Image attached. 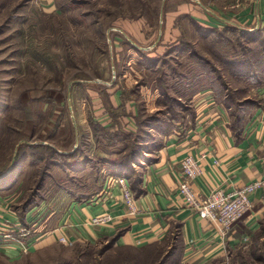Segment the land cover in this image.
<instances>
[{
  "label": "rangeland",
  "instance_id": "rangeland-1",
  "mask_svg": "<svg viewBox=\"0 0 264 264\" xmlns=\"http://www.w3.org/2000/svg\"><path fill=\"white\" fill-rule=\"evenodd\" d=\"M256 8L257 0H0V264H158L166 247L122 250L55 227L72 203L120 176L134 148L139 161L123 176L141 175L162 140L157 129L192 113L187 92L212 82L233 95L248 88L227 59L264 76V37L227 30L264 27ZM141 53L162 60L145 68ZM252 252L242 253L246 263L264 264V245Z\"/></svg>",
  "mask_w": 264,
  "mask_h": 264
},
{
  "label": "crops",
  "instance_id": "crops-1",
  "mask_svg": "<svg viewBox=\"0 0 264 264\" xmlns=\"http://www.w3.org/2000/svg\"><path fill=\"white\" fill-rule=\"evenodd\" d=\"M256 13L258 23H264V0H257ZM248 17L246 14L243 18L251 21ZM256 92L259 103L241 114L237 126L232 110L213 88L191 94L192 113L184 122L176 121V126L165 132L157 129L162 132V140L148 151L150 156L144 157L140 194L135 193L129 180L141 212L131 214L120 186L108 182V178L92 197L66 208L55 234L101 244L115 237L114 248L119 249L166 247L168 251L176 243L169 264H225L238 259L243 250L261 249L264 186L251 195L253 208L225 236L216 224L199 218L178 189L183 179L181 161L187 155L200 159L202 172L194 187L201 195L216 187L229 192L264 179V84ZM9 215L12 223L17 222L15 212ZM105 216L109 219L104 222H92Z\"/></svg>",
  "mask_w": 264,
  "mask_h": 264
},
{
  "label": "built area",
  "instance_id": "built-area-1",
  "mask_svg": "<svg viewBox=\"0 0 264 264\" xmlns=\"http://www.w3.org/2000/svg\"><path fill=\"white\" fill-rule=\"evenodd\" d=\"M181 169L183 179L178 185L180 194L186 203L196 211L199 218L216 224L224 236L228 234L235 222L242 219L253 208L251 195L264 186L263 179L250 182L229 192L216 187L211 189L207 195H201L194 187L196 178L202 172L200 159L187 155L181 161ZM108 182L117 183L120 186L124 202L129 207L131 214L141 212L136 207L135 197L126 176L111 177ZM107 219L109 216L94 218L92 222L101 223ZM62 238L66 240L65 237Z\"/></svg>",
  "mask_w": 264,
  "mask_h": 264
},
{
  "label": "trees",
  "instance_id": "trees-1",
  "mask_svg": "<svg viewBox=\"0 0 264 264\" xmlns=\"http://www.w3.org/2000/svg\"><path fill=\"white\" fill-rule=\"evenodd\" d=\"M194 22V25H197L200 29H205V31H209L210 33H217L219 29H216V28H212V27H205L203 26L200 22L196 21V20H193ZM227 30L229 31H234V32H237L239 33L240 35H242L243 38H246V37H249L251 36V40L253 42H257L256 40L257 39H260L262 40L263 37H264V27H260V29L256 32H249V31H245V30H242V29H239V28H232V27H227ZM141 56H142V59L140 58L139 62L141 63V65H143L145 68L147 66H150L151 64H154V65H157L158 63L161 62V56H157L159 58H151L150 56H148L146 53H141ZM228 61H230L229 63L232 64V66H236V79H243V78H247L248 79V88L247 86L246 87H242V88H237L236 89V92H235V95L232 94V92H229V88L228 86H222V84H220V87H221V91L218 90V83H214L212 82V85H210L209 87L213 88L214 92L216 93V95L218 96L219 99H221L224 104L227 106L228 109L232 110V115L235 119V122H234V125L236 124V126L239 124V121H240V116L241 114L247 109L249 108L250 106L252 105H255L257 103H259V97L257 98H251L250 97V94L251 92L254 90V89H257L259 88L262 84H264V76L261 77V74L259 72H257V69L258 67L253 65L252 64V67L251 65H248L246 67V62L245 61H242L240 60L239 58H235V59H227ZM235 64H238V65H235ZM245 74V75H244ZM244 75V76H242ZM261 77V78H259ZM243 81V80H242ZM221 82H222V79H221ZM244 83V81H243ZM192 85V83H189ZM200 89H204V88H200ZM200 89H197L195 91H192L190 93L187 92V95L186 96H191V94H193L194 92L200 90ZM252 90V91H251ZM231 91V90H230ZM163 93V95H168V90L167 92H164V91H161ZM129 103V101L127 102V104ZM126 104V105H127ZM124 105V104H123ZM126 109H128L126 107ZM166 124V122H165ZM160 130H162V128H158ZM137 153V150L134 148L132 153H131V161H129V163H127V165H123L121 167V169L115 173V175H125L126 172L127 174H130L129 172H132L134 171L133 169V163H135L136 161H139V159L135 156V154ZM135 158H137V160H135ZM133 162V163H132ZM124 169V170H123ZM126 171V172H125ZM137 176L136 177H132V183H131V186L133 187L135 193L138 195L140 194L142 191H141V188H139V185L141 183V178H140V175L139 173L137 172L136 174ZM108 177H112V176H108ZM108 177H106V180L108 179ZM105 180V181H106ZM27 214V212L25 213ZM25 214H23L21 216V220L23 222H26V219H25ZM263 231L261 232L263 235H264V229H262ZM116 242V238H112L109 240V243L110 245L108 247H114V244ZM123 250V249H122ZM176 250V243L163 255H158L159 256V259L160 261L158 262V264H167L168 263V259L172 256V254L174 253V251ZM258 248L255 247V250L253 248V251L252 252V256H254L255 258L258 256ZM161 252V251H160ZM242 253H244V250L239 252L238 253V258L242 257ZM152 261L156 262L155 259H153ZM236 262V259H234L232 261V263L235 264ZM241 264H247L246 263V260H244V257H242V260L240 261Z\"/></svg>",
  "mask_w": 264,
  "mask_h": 264
},
{
  "label": "water",
  "instance_id": "water-1",
  "mask_svg": "<svg viewBox=\"0 0 264 264\" xmlns=\"http://www.w3.org/2000/svg\"><path fill=\"white\" fill-rule=\"evenodd\" d=\"M71 85H72V84H71ZM70 87H71V86H70ZM70 108H72V106H71ZM21 143H23V142H21ZM21 143H20V144H21ZM16 154H17V151H16ZM16 154H15V155H16ZM14 162H15V157L13 158L12 165L14 164Z\"/></svg>",
  "mask_w": 264,
  "mask_h": 264
}]
</instances>
